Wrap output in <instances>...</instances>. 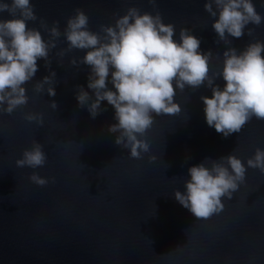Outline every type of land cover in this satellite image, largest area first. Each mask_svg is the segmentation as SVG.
Returning a JSON list of instances; mask_svg holds the SVG:
<instances>
[{"label":"water","instance_id":"water-1","mask_svg":"<svg viewBox=\"0 0 264 264\" xmlns=\"http://www.w3.org/2000/svg\"><path fill=\"white\" fill-rule=\"evenodd\" d=\"M38 17L49 27L59 21L62 33L50 52V67L37 60L38 71L25 85L29 102L11 115H0V264H264V173L247 168V158L257 147L264 149V120L253 117L238 133L228 137L209 127L202 95L206 86L180 92L175 101L182 111L156 116L145 139L150 151L141 159L115 144L119 133L108 126L116 123L114 108L107 101L94 119L76 99L77 86L94 99L87 87L90 68L69 63L84 50H73L60 58L67 47L63 36L66 20L77 8L89 17V28L113 24L117 15L135 6L153 14L158 10L165 23L188 28L200 39V51L213 56L210 70L223 65V51L242 50L250 41L264 42V22L231 45L216 43L212 28L216 17L204 10L205 0H31ZM264 16V0H253ZM215 7V6H214ZM8 18V13L0 14ZM47 40L49 34L37 21ZM264 55V53H262ZM55 71V96L36 93L33 85ZM210 71V74H211ZM215 84L223 88L222 77ZM108 87L113 88L109 77ZM114 90V88H113ZM57 102L52 109L50 102ZM27 112L42 113L43 126L24 118ZM43 145L47 156L43 167L16 166V159L33 141ZM231 153L245 164L246 182L231 200L222 197L225 208L210 219H196L174 197V189L185 191L188 169L205 158L219 160ZM155 155V160L149 156ZM206 165L210 166L208 161ZM37 172L55 177V183L38 186L29 180Z\"/></svg>","mask_w":264,"mask_h":264},{"label":"clouds","instance_id":"clouds-1","mask_svg":"<svg viewBox=\"0 0 264 264\" xmlns=\"http://www.w3.org/2000/svg\"><path fill=\"white\" fill-rule=\"evenodd\" d=\"M156 2L149 0L153 7ZM204 10L216 17L212 22L218 36L216 43L231 45L229 37L242 38L246 28L251 36L254 28L247 26L264 22L253 0H205ZM5 12L8 18L0 16V115H11L28 104L25 85L38 71V59L50 67V52L57 47L62 33L59 21H53L49 27L37 16L31 0H0V14ZM114 15L113 24H101L99 31H93L88 15L80 8L75 9L63 31L67 47L59 49L56 55L63 58L73 50H84L82 57L72 56L69 63L90 68L87 87L93 90L95 98L83 86H77L78 104L87 107L93 119L103 110L102 101L113 106L117 122L109 125L108 131L119 133L115 144L128 149L131 158L141 159L142 154L150 151V143L144 137L155 123L153 113L175 115L182 111L175 101L177 89L181 93L186 87L211 89V96L200 97L205 119L209 127L224 137L240 132L253 117L264 120V42L250 41L242 50L226 47L222 68L211 71L209 61L213 52L202 53L200 39L188 28H180L179 40L174 39L175 25L165 23L158 10L153 14L132 6L124 14ZM38 19L49 34L47 40L38 29L28 26L29 21ZM55 76V71H51L37 81L34 92L43 93L48 85L47 94L55 96ZM109 77L114 90L108 87ZM220 77L225 81L223 88L215 84ZM50 106L54 110L58 107L55 100ZM24 118L44 124L42 113L27 112ZM155 159V155L149 156V160ZM46 161L43 145L34 140L15 164L36 169ZM246 163L247 168L264 173V149L257 147ZM247 168L234 153L219 160L205 158L189 167L185 191L174 189V197L196 219H210L224 210L222 197L231 200L246 182ZM28 178L41 187L55 183V177H43L35 171Z\"/></svg>","mask_w":264,"mask_h":264}]
</instances>
